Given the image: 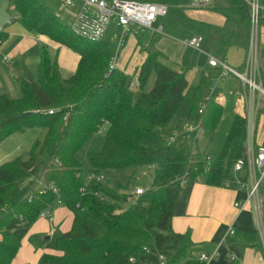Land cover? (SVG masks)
Masks as SVG:
<instances>
[{
  "label": "trees",
  "instance_id": "1",
  "mask_svg": "<svg viewBox=\"0 0 264 264\" xmlns=\"http://www.w3.org/2000/svg\"><path fill=\"white\" fill-rule=\"evenodd\" d=\"M6 1L10 21L0 30V47L10 38L6 29L17 23L29 34L47 36L76 52L80 62L76 73L64 78L42 47L39 80L26 71L17 80L21 98L0 95V143L29 129L46 130L28 158L0 166V264H13L41 213L59 202L74 215L72 229H56L50 240L43 239V247L57 255L44 254L39 264H161L160 257L165 264H181L193 243L189 232L172 229L183 190L177 179L187 174L190 181L200 178L221 187L232 176L234 163L244 157L246 120L241 114L233 117L214 158L201 140H194L191 148L184 142L169 143L174 122L178 129L199 125L205 140L216 139L225 110L213 91L221 70L211 67L190 83L184 71L162 61L163 54L153 45L163 37L182 41L210 36L209 53L219 60L225 61L230 49L248 55L252 27L247 4L226 0L230 7L190 10L192 0H136L167 4L169 12L158 22L163 35H137L148 55L138 73L129 76L110 69L115 49L110 40L75 35L42 0ZM197 12L220 14L225 23L200 21ZM135 80L137 88L132 87ZM105 123L109 125L99 134ZM149 166L155 167L149 188L132 196L138 170ZM108 171L132 176L114 188L87 180L89 174Z\"/></svg>",
  "mask_w": 264,
  "mask_h": 264
},
{
  "label": "crops",
  "instance_id": "2",
  "mask_svg": "<svg viewBox=\"0 0 264 264\" xmlns=\"http://www.w3.org/2000/svg\"><path fill=\"white\" fill-rule=\"evenodd\" d=\"M219 6L230 7V4L228 3L224 6L222 3ZM72 10H75L74 21V16L79 8H72ZM215 21V25L222 26L225 23V18L221 15V20ZM3 28L4 26L0 27V30ZM6 30L10 33V38L0 47V91L6 90L3 95L13 100L23 96L20 87L16 86V84H18V79L25 77L26 71L30 73L31 79L37 82L40 77L41 51L38 52L36 50L37 53H31V51L39 46H41V49L45 47L50 57L57 61L64 78H69L76 73L80 62V55L76 52L51 40L47 36L39 35V38H37L36 34L27 33L17 23L9 26ZM150 39L151 37L149 41ZM149 41L145 43V46H149ZM256 42L261 80L264 84V19L259 26ZM180 44L183 46H180ZM153 46L163 54L162 61L176 70L184 71L190 83H197L201 75L211 68L208 61L204 65L195 66L189 62L185 67H182L179 61L173 57L174 52L179 56L180 50L183 52L185 49H190L182 41L163 37ZM197 52L205 54L203 49ZM147 55L148 53L140 45L137 35H130L117 58L116 69L125 72L129 76H134L146 61ZM209 55L211 54L209 53ZM244 67L245 64L243 63L238 68L243 70ZM235 70L239 71V69ZM194 71L197 73V77L199 76L198 78H190ZM228 76L233 77L238 81V84H241L240 80L233 75ZM225 77L219 78L216 83L224 80ZM152 78L156 79V76L153 75ZM217 100L222 104L224 102L225 109L227 102L222 94L218 95ZM238 104L239 102L235 101V115L239 114L236 107ZM242 107L245 109L243 101L240 104V109ZM260 119H263L264 122V116ZM171 126L176 132L181 130L178 129L177 122H174ZM261 131L262 135L258 139V144L264 145L263 125ZM174 133L169 132L170 135ZM202 136L204 134L201 135V139H203ZM244 199L245 193L236 189L210 186L205 182V179L190 181L183 188L175 206L172 229L180 234L189 232L193 246L181 264H264V247L261 236V230L264 231V182L260 193L261 214H257L255 202L253 201L248 202L243 210H238L235 207L236 202L244 201ZM73 220L74 215L72 212L64 207L56 208L54 224L49 223L45 219H39L22 241V246L13 264H39L42 255H57L56 252L47 250L43 246H41L43 248H36V244L35 246L31 244V248H29V242L27 243V241L34 236V233L41 238L43 237V239L48 235L52 237L56 229L63 233H68L72 229ZM230 230L234 232L232 235ZM40 240L43 242L42 239ZM201 254L215 256V258L210 261H203L200 259ZM233 256L235 257L234 260H232Z\"/></svg>",
  "mask_w": 264,
  "mask_h": 264
},
{
  "label": "built area",
  "instance_id": "3",
  "mask_svg": "<svg viewBox=\"0 0 264 264\" xmlns=\"http://www.w3.org/2000/svg\"><path fill=\"white\" fill-rule=\"evenodd\" d=\"M64 8H76L79 10L74 16L71 25L75 35L89 41L99 42L110 40L115 45V55L112 58L110 69H116V60L120 52L127 43L130 35L147 33L150 35L164 34L163 26L158 25L160 19L166 17L169 12V6L159 2H142L136 0H62ZM247 4L252 33H251V51L248 54L247 61L243 70L238 71L231 68L225 61H221L213 55H209L210 67L219 68L221 77L233 75L242 83V89L237 90L235 95L243 100L246 109V147L244 157L238 159L232 169V176L222 183L223 188L236 189L245 193L244 201H238L235 207L243 210L248 202H255L257 214H261L260 193L264 182V145L258 144V121L261 114H264V84L261 80V70L259 66L257 33L259 26L264 19V0H243ZM212 0H192L188 8L198 10L210 7ZM188 47L200 51L202 48L203 37L194 36L182 40ZM132 87H138V81L132 82ZM222 97V96H221ZM53 111L50 112L52 114ZM202 113V110L200 111ZM101 128L99 134H103L105 126ZM188 133V135H187ZM203 131L199 125H185L180 131L169 136V143H190L193 145L194 140L200 141ZM209 159V158H208ZM210 161V159H209ZM144 176L148 177L155 167L149 166ZM88 181L96 180L104 182V175L96 176L89 174ZM197 181H201L198 178ZM177 182L181 187H185L190 180L187 174L179 177ZM149 187L136 186L132 196H139L145 193ZM54 192L58 190L53 188ZM44 192V191H42ZM109 202V198L105 197ZM63 207L61 202L56 207L45 210L41 213L40 219H45L49 223H55L56 208ZM120 211H117L119 213ZM234 232L230 230L232 235ZM262 244L264 247V231L261 230ZM215 256L201 254L200 259L203 261L213 260ZM235 257H232L234 260ZM161 264H165L164 258L160 257Z\"/></svg>",
  "mask_w": 264,
  "mask_h": 264
},
{
  "label": "rangeland",
  "instance_id": "4",
  "mask_svg": "<svg viewBox=\"0 0 264 264\" xmlns=\"http://www.w3.org/2000/svg\"><path fill=\"white\" fill-rule=\"evenodd\" d=\"M42 2L46 5H49L56 13H58L61 16V19L66 25H72L73 23V15L75 14V10L69 9V8H64L62 0H42ZM226 0H212L213 7H220V4H224L226 6L228 3ZM7 8H8V1L6 0H0V27L8 25L10 21V15L7 13ZM190 15V13H189ZM194 16L199 19L200 21H205V22H216L215 20L219 21L221 20V15H217L216 13L213 12H197L194 14ZM37 38H39V35H36ZM115 47V45H112ZM180 46H183L180 44ZM210 47V36H204L203 37V43H202V48L203 51H205V54H202L200 52H197V50L193 48H188L185 49V51H179L180 55L177 56V54L174 52V58H176L179 61V64L182 67H185L187 63H191L194 66L195 65H204L206 61L209 62V49ZM51 49V48H50ZM41 51V46L33 48L31 53H37V51ZM53 51V50H52ZM251 51V47H250ZM28 53V52H27ZM55 53V52H53ZM25 55V54H24ZM27 55V54H26ZM115 55V49H113V57ZM259 56L261 57V54L259 53ZM119 57V56H118ZM19 60V59H17ZM118 61V60H116ZM247 61V55L244 51L239 50V49H231L228 53L226 63L231 67L235 69H239L240 65L243 63L245 64ZM15 62V61H14ZM124 75H127L125 72L121 71ZM131 76V75H130ZM228 76V75H227ZM199 77V76H198ZM197 73L194 71L192 75H190V78H198ZM40 78V77H39ZM39 80V79H38ZM37 80V81H38ZM155 79L152 78L149 82V87H153ZM242 84V83H241ZM241 84H238V81L235 80L233 77L228 76L225 77L224 80L219 81L218 83H215L214 86V91L216 95L218 96L219 94H222L223 97L225 98L226 107H225V113L223 116V119L218 127L217 134H216V139L212 142H208L207 140L200 139L202 140V145L208 155L212 158L215 157L218 149L221 147V144L223 143L225 137L227 136L230 126L232 123V119L235 116V101L239 102L236 107L238 108V113L245 116L246 111L242 107L240 109V104H242V99H240L238 96H235V93L238 89H241L243 86ZM18 86V84H16ZM239 87V88H238ZM131 88V87H130ZM149 88V89H150ZM132 89V88H131ZM134 92L137 89H132ZM6 90H1L0 95H3ZM234 103V104H233ZM224 104V102H223ZM264 115L261 114V117ZM262 125L264 126L263 119H260L258 121V133H257V138L260 139L262 135L261 127ZM168 132H175L174 128L171 126L169 128ZM46 135V130L45 129H29L24 133H16L6 139L4 142L0 143V166L8 163L15 161L16 159L19 158H28L31 150L33 149L34 144L37 141H43ZM264 136V133H263ZM188 147L191 148L190 143L188 142L186 144ZM145 171H148L147 169H140L138 170L136 177H135V183L137 186H142L144 188L149 187L152 181V176L153 172L149 173L148 177H145L143 174ZM105 183L109 187H116L118 183H122L123 185L126 184L127 180L129 177L132 176L131 172H122L119 174L114 173L113 171H108L105 173ZM33 236V235H32ZM53 236V234H52ZM46 237V236H45ZM44 237V238H45ZM40 239L43 240V237L41 238L37 234L34 233V236L30 238L29 241H27L29 248H31V244L35 246L36 248H43L41 246L44 245V242H42Z\"/></svg>",
  "mask_w": 264,
  "mask_h": 264
},
{
  "label": "water",
  "instance_id": "5",
  "mask_svg": "<svg viewBox=\"0 0 264 264\" xmlns=\"http://www.w3.org/2000/svg\"><path fill=\"white\" fill-rule=\"evenodd\" d=\"M44 239H45V241H47V240H50L51 237L48 235V236H46Z\"/></svg>",
  "mask_w": 264,
  "mask_h": 264
}]
</instances>
